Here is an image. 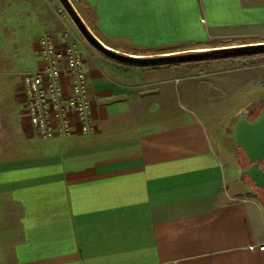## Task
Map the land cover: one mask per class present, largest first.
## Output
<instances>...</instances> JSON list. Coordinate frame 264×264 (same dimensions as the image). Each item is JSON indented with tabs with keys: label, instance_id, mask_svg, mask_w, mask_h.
Returning a JSON list of instances; mask_svg holds the SVG:
<instances>
[{
	"label": "crops",
	"instance_id": "0c3cea01",
	"mask_svg": "<svg viewBox=\"0 0 264 264\" xmlns=\"http://www.w3.org/2000/svg\"><path fill=\"white\" fill-rule=\"evenodd\" d=\"M76 2L103 44L137 57L174 45L251 44L264 32V0ZM37 21L10 35L26 43L17 47L26 62H0V74H12V150H21L0 158V264H264L256 247L264 241V204L244 193L240 174L225 182L204 111L173 99L189 78L177 67L107 61L88 50L92 131L36 135L23 114L19 73L43 63L40 35L62 40L60 29L45 31L49 25ZM216 41L233 44H208ZM190 95L186 86L183 96ZM230 154V168L239 170Z\"/></svg>",
	"mask_w": 264,
	"mask_h": 264
},
{
	"label": "rangeland",
	"instance_id": "374dc122",
	"mask_svg": "<svg viewBox=\"0 0 264 264\" xmlns=\"http://www.w3.org/2000/svg\"><path fill=\"white\" fill-rule=\"evenodd\" d=\"M70 2L93 33L94 31H92L90 20L86 17L83 6L78 4L76 0H70ZM0 13H2L0 14V62L5 68H10L9 66L12 63L17 68L20 66L19 63L21 61H23V64L26 62L22 55L25 50L23 52L17 50V47L20 49V46L27 48L26 43L24 42L23 44L21 41H17L18 37L10 35L12 31L14 32L21 28L22 24L30 26L29 20L32 16L35 18V21L38 20L37 23L41 22V24H46V26L49 25V28L45 31H52V29H60L61 31L62 19L70 22L75 27L59 0H2ZM251 40V44L264 43V32L252 37ZM248 43L246 41L244 44L246 45ZM208 44H219V46L225 44L227 46L233 43L232 41H216L209 42ZM87 46L90 54L96 55L98 59L110 60V58L91 47L88 43ZM125 48L131 47L126 45ZM209 49L211 47L186 49L183 45H174L171 47H163L159 50L161 53L167 52L160 54L165 55ZM26 53L27 51H25ZM110 61L113 60L111 59ZM154 65H157L155 67H164V69L175 66L178 68L177 74L179 76L189 75V78H182L180 80L178 92L174 94L173 99L178 102L180 108L185 105L195 108L193 110L197 113H203L204 111L207 117L205 123L213 136L214 148L221 163H223V178L229 185L231 183V175L234 177V173L240 174L239 170H236V167H233V169L230 168V153H237L235 159L240 157L241 160L245 155L240 148L234 149L226 137L225 130L228 123L242 108H251L250 118L259 113L261 105L264 103V63L246 62L244 64V62L234 59H206L199 63H161ZM138 66L146 67L145 65ZM147 67H151V65ZM8 75L10 77L12 76V74H5V76L0 74V158L14 156L16 153L21 152V150L20 152L19 150H12V146L16 140L15 109L10 102V95L7 89L8 82L6 79ZM186 86H188L191 94L188 99L183 96V91ZM180 108L179 110L181 111ZM233 110L235 114L230 119V112ZM242 179L245 184H248L246 192L244 193L248 196L255 197L257 200H261L264 204V188L252 185L246 176ZM7 222L4 219V227L7 225Z\"/></svg>",
	"mask_w": 264,
	"mask_h": 264
},
{
	"label": "built area",
	"instance_id": "2783aa9c",
	"mask_svg": "<svg viewBox=\"0 0 264 264\" xmlns=\"http://www.w3.org/2000/svg\"><path fill=\"white\" fill-rule=\"evenodd\" d=\"M62 19V40L38 38L41 66L19 73L25 94L23 114L40 138H68L92 131L88 78L83 69L88 46L80 32ZM77 125V127H76ZM264 251V241L256 245Z\"/></svg>",
	"mask_w": 264,
	"mask_h": 264
},
{
	"label": "water",
	"instance_id": "95a60500",
	"mask_svg": "<svg viewBox=\"0 0 264 264\" xmlns=\"http://www.w3.org/2000/svg\"><path fill=\"white\" fill-rule=\"evenodd\" d=\"M59 1L86 42L108 58L120 63L135 65L180 63L184 61L205 59L212 54L219 53L225 49L240 50L245 47L264 45V43H255L147 57L126 55L103 44L90 31L70 0ZM250 111V107L242 108L228 123L225 134L234 149L240 148L245 155L246 164L238 159L240 176L242 178L246 176L252 185L264 188V103L261 105V109L256 116L250 118Z\"/></svg>",
	"mask_w": 264,
	"mask_h": 264
},
{
	"label": "trees",
	"instance_id": "16d2710c",
	"mask_svg": "<svg viewBox=\"0 0 264 264\" xmlns=\"http://www.w3.org/2000/svg\"><path fill=\"white\" fill-rule=\"evenodd\" d=\"M206 59H223V60H240L248 63H264V45H258V46H251V47H245L243 49L237 50V49H225L219 53L212 54L211 56L200 59V60H191V61H184L180 62L182 63H199ZM176 64V63H172Z\"/></svg>",
	"mask_w": 264,
	"mask_h": 264
},
{
	"label": "flooded vegetation",
	"instance_id": "af4514ba",
	"mask_svg": "<svg viewBox=\"0 0 264 264\" xmlns=\"http://www.w3.org/2000/svg\"><path fill=\"white\" fill-rule=\"evenodd\" d=\"M239 159L241 160V158L239 157ZM245 157L241 160V162H244L246 164V161H245Z\"/></svg>",
	"mask_w": 264,
	"mask_h": 264
}]
</instances>
